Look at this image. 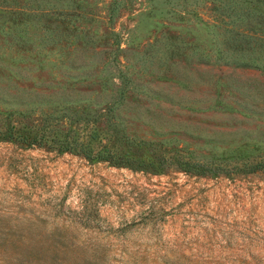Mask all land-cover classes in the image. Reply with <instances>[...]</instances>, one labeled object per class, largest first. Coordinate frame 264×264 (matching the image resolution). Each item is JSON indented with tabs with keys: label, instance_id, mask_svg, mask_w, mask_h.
Wrapping results in <instances>:
<instances>
[{
	"label": "rangeland",
	"instance_id": "rangeland-1",
	"mask_svg": "<svg viewBox=\"0 0 264 264\" xmlns=\"http://www.w3.org/2000/svg\"><path fill=\"white\" fill-rule=\"evenodd\" d=\"M9 126L0 264H264V0H0Z\"/></svg>",
	"mask_w": 264,
	"mask_h": 264
},
{
	"label": "trees",
	"instance_id": "trees-1",
	"mask_svg": "<svg viewBox=\"0 0 264 264\" xmlns=\"http://www.w3.org/2000/svg\"><path fill=\"white\" fill-rule=\"evenodd\" d=\"M0 138L3 140H20L23 144H26L27 146H33V145H43L45 140V137L42 135H38L37 133L32 132H26L20 129H16L12 126H9L6 128V131L4 133H1ZM87 147V146H86ZM86 147H82L83 156L86 157L89 160H95V161H105L110 163L114 166H121V165H133L138 164V166L143 165V161L139 159H129V157L125 154L121 155H115L111 154L108 151L99 152L96 155H92L91 151L88 149H85ZM70 145L67 144L66 147L63 146L62 150H71ZM149 162V161H148ZM153 161L151 160L150 163H147L146 165L152 164ZM258 168L261 169L262 172H264V165H258ZM182 172L187 174H195V175H211L213 176L217 174V171L215 169H210L209 167L200 164V163H189V162H183L180 164V167Z\"/></svg>",
	"mask_w": 264,
	"mask_h": 264
}]
</instances>
